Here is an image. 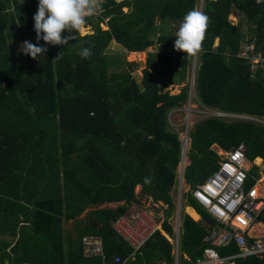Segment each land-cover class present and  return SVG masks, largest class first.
<instances>
[{
  "label": "trees",
  "instance_id": "16d2710c",
  "mask_svg": "<svg viewBox=\"0 0 264 264\" xmlns=\"http://www.w3.org/2000/svg\"><path fill=\"white\" fill-rule=\"evenodd\" d=\"M197 2L103 0L99 13L86 18L93 31L64 32L74 39L60 46L36 40L38 0H0V264L6 259L9 264H157L158 259L171 264V245L159 231L130 259L132 247L112 222L145 195L166 203L167 216L173 208L170 190L181 142L168 112L186 102L189 88L173 94L164 85L188 80L191 57L176 51L174 41L183 16L196 10ZM232 8L246 19L245 31L228 19ZM202 12L210 24L195 76L198 101L264 118V70H251L236 57L246 38L264 47V0H205ZM111 40L130 52L157 44V51L146 54L139 81L132 73L136 61L106 51ZM24 41L48 51L32 59L20 51ZM86 47L92 50L90 59L79 55ZM60 52L62 58L55 60ZM163 76L168 80L160 82ZM191 136L184 172L190 187L218 166L212 142L224 148L244 142L249 159L264 161V125L253 120L204 117ZM256 168L250 172L257 173ZM145 177L152 183L144 184ZM185 199L201 216L194 220L185 214L181 225V251L195 258L215 220L191 193ZM103 202L118 204L78 218ZM185 211L198 218L194 210ZM69 220L74 232L66 233ZM161 229L172 232L166 220ZM86 234L102 237L104 261L83 254ZM217 249L226 253L236 246ZM235 264H264V254L236 258Z\"/></svg>",
  "mask_w": 264,
  "mask_h": 264
},
{
  "label": "built area",
  "instance_id": "2783aa9c",
  "mask_svg": "<svg viewBox=\"0 0 264 264\" xmlns=\"http://www.w3.org/2000/svg\"><path fill=\"white\" fill-rule=\"evenodd\" d=\"M74 36V35H73ZM242 50V51H241ZM236 57L243 59L250 69L264 70V47L254 40H247ZM176 107L173 108V111ZM204 116H231L251 119L264 125L263 118L242 114H229L216 109L203 107ZM195 113V112H194ZM193 113V114H194ZM190 118V112L187 114ZM190 120L185 129H180L182 138L181 157L178 167V200L181 203L182 180L185 166V156L190 145ZM220 153L218 166L206 178L190 188L192 196L206 208L214 217L215 224L204 236L206 246L200 255L184 261L180 258V222L177 212L173 233V262L171 264H235L236 258L248 255L261 256L264 254V173L254 175L250 172L254 163L246 155L244 142H239L229 149L214 147ZM258 165V164H257ZM252 179L249 182V179ZM163 218L157 219L143 203H132L112 222L113 229L132 247L131 258L139 251L148 239L160 231ZM168 223H170L167 218ZM263 229H258V226ZM236 246L235 251L220 253L218 246L228 244ZM82 246L85 255H103V241L99 235H84ZM19 264H32L24 261ZM157 264H167L164 260Z\"/></svg>",
  "mask_w": 264,
  "mask_h": 264
},
{
  "label": "clouds",
  "instance_id": "9594fccd",
  "mask_svg": "<svg viewBox=\"0 0 264 264\" xmlns=\"http://www.w3.org/2000/svg\"><path fill=\"white\" fill-rule=\"evenodd\" d=\"M259 2V0H257ZM103 0H38V10L34 15V31L36 40H43L45 45H67L74 39L73 35L63 36L62 33L78 32L86 24V18L97 15L102 9ZM210 24V17L198 10L188 11L182 18L175 33L174 49L189 56H195L203 50V42ZM20 51L32 59L42 57L48 48L24 41ZM60 52L56 59L62 58ZM79 55L90 59V47L82 48ZM144 184H151L152 179L145 177Z\"/></svg>",
  "mask_w": 264,
  "mask_h": 264
},
{
  "label": "rangeland",
  "instance_id": "374dc122",
  "mask_svg": "<svg viewBox=\"0 0 264 264\" xmlns=\"http://www.w3.org/2000/svg\"><path fill=\"white\" fill-rule=\"evenodd\" d=\"M19 1H26V0H19ZM205 4V0H198L197 5H196V10L201 11L204 7ZM124 10H126V8H124ZM228 19L231 21V23L237 27H239L240 29H242V31L246 29V19L244 18V16H242L240 14V12L238 11V9L236 8H232L231 12L228 16ZM104 25V26H103ZM102 27H106L105 24H101ZM81 33H87V32H91L93 31V25L90 24H85V26L80 30ZM73 35V34H70ZM246 38V37H245ZM248 40V38H246L245 40H243L241 42V45L239 47L242 49V47L244 46V44L246 43V41ZM252 40H254L252 38ZM218 40H215V45L217 44ZM121 45L119 43H117L114 40H111V42L109 43L108 47L106 48L107 52H111L115 55L116 59H119L120 56L128 59V60H134L137 62L136 67L134 68V70L132 71V73L134 74L136 80H140L141 78V74H142V67H144L145 65V58H146V54L148 52H155L158 50L157 48V44H153L149 47H147L142 53L137 52V53H131L130 51H126L124 48L120 47ZM14 47L19 48V41H16L14 43ZM242 51V50H241ZM200 53L195 55V56H190V64H189V77L188 80L186 81V84H181V85H177V84H172L171 81H166L165 85H164V90H169L171 91V93L175 94V93H179L182 88H184L185 86H187L189 88V92H188V98L186 100V102L181 105V106H175L176 110L173 111V109L171 108L168 112V120L170 125H172L176 130H180V129H185V124L187 123L188 119L190 120V129H193V125L199 121L201 118H203V113H202V108L204 107L203 104H201L196 96V91H195V79L193 78V72L195 69V75H196V71L198 68V64H199V58ZM122 67V62H121V66ZM165 80H168V78L166 76L161 77L160 82H164ZM131 106V103H128L127 105H125L124 107H122L121 112H125L127 111ZM174 107V108H175ZM187 111L190 112V118L187 114ZM195 112V113H194ZM194 113V114H193ZM172 127V128H173ZM255 163H259L260 161L256 159V161H254ZM188 163V161H187ZM186 163V164H187ZM184 188L187 189L188 188V184H184ZM137 185L135 186V190L137 192ZM171 196L173 199V202H177L176 199V188L172 187L171 189ZM141 199V198H140ZM182 207L185 204L184 203V197H182ZM156 204H151L148 203V201H146L143 205L146 206V208L151 211L154 216L157 219H161L164 218V211H165V206L166 205H160L158 202H155ZM196 212V211H195ZM87 213V212H86ZM185 213V212H183ZM187 213V211H186ZM86 215V214H85ZM192 217V216H191ZM73 221L71 222H66L65 223V230L68 229V231L71 233L74 232V228H73Z\"/></svg>",
  "mask_w": 264,
  "mask_h": 264
},
{
  "label": "crops",
  "instance_id": "0c3cea01",
  "mask_svg": "<svg viewBox=\"0 0 264 264\" xmlns=\"http://www.w3.org/2000/svg\"><path fill=\"white\" fill-rule=\"evenodd\" d=\"M104 26V25H103ZM106 26V25H105ZM248 40H252V38L251 39H248ZM254 41H255V39H254ZM256 42V41H255ZM257 43V42H256ZM257 44H259V43H257ZM259 45H261V44H259ZM263 46V45H262ZM132 51H135V52H132ZM142 51V50H141ZM238 51H239V49H238ZM138 51L137 50H131V53H137ZM140 53H142V52H140ZM252 70V69H251ZM195 69H194V72H193V78L195 79ZM204 106V105H203ZM204 107H206V108H210V109H216V110H219V111H222V110H220V109H217V108H211V107H207V106H204ZM174 108V107H173ZM172 108V109H173ZM222 112H225V111H222ZM226 113H229V112H226ZM229 114H234V113H229ZM242 115H246V114H242ZM250 116V115H249ZM204 117H208V116H203V118ZM214 117H219V118H222V119H224L225 121H229V120H231L232 118H238V117H231V116H226V117H224V116H209V118H214ZM252 117H255V116H252ZM257 118H260V117H257ZM242 119H244V118H242ZM264 119V118H263ZM251 120V119H250ZM254 121V120H253ZM256 122V121H255ZM195 125V124H194ZM193 125V126H194ZM171 127H173L172 125H171ZM173 130H175L176 132H177V134H178V136H179V138H180V142H181V147L179 148V157H178V161H177V164H176V167H175V176H174V182H173V185H172V187H174V188H176V199L178 200V188H179V179H178V167H179V163H180V157H181V148H182V145H183V143H182V138H181V136H180V132L178 131V130H176L174 127L172 128ZM182 130V129H181ZM191 131H192V129H190V145H189V148H188V152L186 153V158H185V166H184V172H185V167H186V165L189 163V157H188V155H189V150H190V147H191V141H192V136H191ZM214 147H216V148H220V149H222V150H224V149H229V148H224V147H222L221 145H219L217 142H212L211 144H210V148L211 149H213L218 155H219V157H218V159L220 158V153H218L215 149H214ZM231 148V147H230ZM256 159L257 160H260V162L259 163H257V164H253V166H257V168H256V172L257 173H252V174H254V175H259L260 174V172H262V173H264V161L261 159V158H259V157H256V158H254L252 161L254 162V161H256ZM187 161H188V163H187ZM217 162H218V160H217ZM187 163V164H186ZM255 163V162H254ZM253 166H252V168H253ZM251 168V169H252ZM251 169H250V171H251ZM251 178H250V180H249V182H251ZM185 182H186V180H185V177H184V173H183V180H182V189L184 190V192H183V194H182V197H184V205H183V207H182V202L181 203H179V202H173V199H172V204H173V208H172V210H171V212H170V215L169 216H167L166 214H165V212H166V209L168 208V205L166 204V203H164V202H161L160 200H156V201H154L152 198H151V196H143V197H140V198H138L137 197V201H133V202H131L130 204H132V203H139V204H141V203H145L146 201H148V203H151V204H156L155 202H158L160 205H166L165 206V211H164V220H163V222L166 220L167 221V218L169 219V221H170V223H168L170 226H171V229H172V232L171 233H167V232H165L163 229H160V231H159V233L161 234V235H163L166 239H167V241L170 243V245H171V256H172V262H173V255H172V249H173V246H172V243H171V241H170V239H171V234L173 233V228H172V224H174L175 223V219H176V216H177V212L179 211V213H178V217H179V222H180V238H181V232H182V227H181V225H182V219H183V216L185 215V214H188L190 217H191V215L187 212L186 213V211H185V208H190V209H192V210H194V211H196V209L195 208H193L192 206H189V205H186V199H185V195H186V193L187 192H189V193H191L190 192V188H192V187H190V185L186 182V184H188V188L187 189H185L184 188V184H185ZM202 182V181H201ZM137 185V192H136V190H135V192H136V194H138V190H139V185L138 184H136ZM135 185V186H136ZM154 189V188H153ZM152 189V190H153ZM172 189V188H171ZM156 190V189H155ZM155 190H154V192H155ZM170 194H171V190H170ZM152 195V194H151ZM172 197V196H171ZM195 199V198H194ZM183 199H181V201H182ZM196 200V199H195ZM197 201V200H196ZM198 202V201H197ZM120 203H122V202H120ZM199 203V202H198ZM118 204V202H103V203H97V204H92L91 206H89V207H87L84 211H83V213L78 217V218H82L85 214H86V212H88L89 210H91V209H95V208H103V207H115L116 205ZM130 204H128L127 206H126V208H125V210L128 208V206L130 205ZM200 204V203H199ZM201 205V204H200ZM202 206V205H201ZM204 207V206H203ZM205 208V207H204ZM206 209V208H205ZM124 210V211H125ZM183 212H185V213H183ZM208 212V211H207ZM123 213V212H122ZM196 213L198 214V218H193V217H191L192 219H194V220H200L201 219V216H200V214L196 211ZM209 213V212H208ZM210 214V213H209ZM211 215V214H210ZM212 216V215H211ZM214 218V217H213ZM215 220V219H214ZM71 221H73V220H69V222H71ZM168 222V221H167ZM214 224H215V222H214ZM213 224V225H214ZM161 225H163V223H161ZM212 225V226H213ZM211 226V227H212ZM66 227V226H65ZM211 229V228H210ZM209 229V230H210ZM258 229H260V230H262L263 229V226L261 225V226H258ZM209 230L207 231V233L209 232ZM69 231H68V229L66 230V233H68ZM72 232V231H71ZM206 233V234H207ZM205 234V235H206ZM86 235H89V234H86ZM90 235H95V234H90ZM204 235V236H205ZM84 236V235H83ZM82 236V237H83ZM100 236V235H99ZM101 237V236H100ZM102 238V237H101ZM204 238V237H203ZM203 238H202V241H203ZM103 241V240H102ZM81 242H82V239H81ZM204 242V241H203ZM205 246H206V244H205ZM82 249H83V246H82ZM203 251V250H202ZM159 252V251H158ZM157 251H156V253H158ZM180 258L182 259L183 258V260H185V261H188L189 259H194V258H191V257H189V259H187V255L186 254H184V253H182V251H181V244H180ZM202 253V252H201ZM83 254H84V251H83ZM85 255V254H84ZM103 255H104V252H103ZM200 255V254H199ZM85 256H99V257H101L102 258V260L104 261L105 260V255H104V258L102 257V256H100V255H85ZM249 256V255H248ZM257 256V255H256ZM134 257H135V253H134V255H133V257L131 258V256H129V258L130 259H134ZM245 258V257H244ZM161 260H164V259H158V261L156 262V263H158L159 261H161ZM9 261V260H8ZM165 261V260H164ZM165 262H167V261H165ZM171 262V263H172ZM168 264V263H167Z\"/></svg>",
  "mask_w": 264,
  "mask_h": 264
},
{
  "label": "water",
  "instance_id": "95a60500",
  "mask_svg": "<svg viewBox=\"0 0 264 264\" xmlns=\"http://www.w3.org/2000/svg\"><path fill=\"white\" fill-rule=\"evenodd\" d=\"M156 188H154L153 190H152V192H151V194H153L154 193V190H155ZM158 252V251H157ZM5 264H9V261H8V259H6L5 260Z\"/></svg>",
  "mask_w": 264,
  "mask_h": 264
}]
</instances>
